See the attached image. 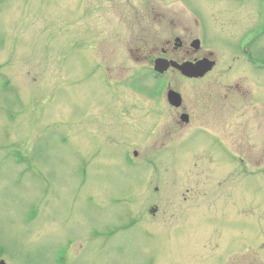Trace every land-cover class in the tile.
<instances>
[{
  "label": "rangeland",
  "instance_id": "374dc122",
  "mask_svg": "<svg viewBox=\"0 0 264 264\" xmlns=\"http://www.w3.org/2000/svg\"><path fill=\"white\" fill-rule=\"evenodd\" d=\"M261 14L230 0H0L6 263L264 264V39L248 47L263 69L234 50ZM143 15L160 45L189 32L218 59L203 81L168 77L184 127L179 110L157 117L161 78L118 66L120 18Z\"/></svg>",
  "mask_w": 264,
  "mask_h": 264
},
{
  "label": "flooded vegetation",
  "instance_id": "af4514ba",
  "mask_svg": "<svg viewBox=\"0 0 264 264\" xmlns=\"http://www.w3.org/2000/svg\"><path fill=\"white\" fill-rule=\"evenodd\" d=\"M230 1H242L247 2L248 5L252 7H256L257 9H261V15H257L255 19V27H252L250 31L243 33L239 39L238 43L241 47L244 38L247 34L250 36V42L245 47L243 55L248 56V63L254 67V69H263V66L258 63L255 59H250L251 54L248 53V47L250 45L255 46L258 44V42L262 39H264V0H230ZM150 5V3H149ZM151 6H154L151 4ZM156 6V5H155ZM257 12V11H256ZM139 17V16H138ZM135 18L132 19L129 17L128 19L120 18V27H124L127 34V40L128 42L125 44L127 47L125 49L126 53L128 54V58H126L124 61H122L118 66H132L130 68V71H136V72H146V71H152L154 69V66L156 64V61H164L166 63H175L178 65H181L183 63H191L195 64L200 60L208 59L210 61H215L218 64V59L216 62V58H214V55L212 52L208 50H204L203 44L200 42L199 46L194 47L193 41L197 39L190 38L189 32H187L186 38H179L175 37L173 39L168 40L164 45H160L161 42H158L157 39L159 36H156L158 32L160 31L159 26L156 24V16H147L143 15L142 18ZM160 17V16H158ZM168 18V17H164ZM243 38V39H242ZM242 40V41H241ZM241 41V42H240ZM237 43V44H238ZM160 45V46H159ZM234 50H237V53L239 55H242L240 53V48L236 47ZM229 51L232 53L234 52L233 49H229ZM236 55V52H234ZM109 56L112 54L111 51L108 52ZM238 56V55H237ZM264 64V61L262 62ZM215 68V67H214ZM210 73V72H209ZM208 73V74H209ZM206 74V76H208ZM176 76L180 77L181 79H184L185 81L189 82H200L203 81L206 76L202 79H188L183 77L178 70L173 68L172 66L168 68V70L163 73V77H169V76ZM161 76V75H160ZM170 90H174L171 88V82L169 81V84L164 89L163 93L157 97L154 96L156 99L154 102L155 106L158 108V114L159 118H162V113L166 111L167 113H173V111L179 110L176 114L178 118L177 126L178 127H184L186 124L189 125L192 121L191 115L186 109L184 108L183 98L181 105L179 107H175L171 104H169L167 99V93ZM178 92L177 90H175ZM174 91V92H175ZM238 91V90H237ZM200 95L196 94L193 96L191 101H189L188 107L192 111L194 108H198L203 110L206 103H202L201 101L207 102L205 100V97H202V93L199 92ZM227 97V96H226ZM128 113V111H127ZM206 113L203 112V116ZM186 116V122H183L181 117ZM215 120V118L212 115L206 116V121ZM158 126H156L153 131L156 130ZM191 220H193L192 216L189 217V222L180 228L177 229H186L187 227H190ZM176 229V230H177ZM187 231V230H186ZM7 249V246L5 247ZM6 249H0V264H7L5 260ZM5 252V253H4Z\"/></svg>",
  "mask_w": 264,
  "mask_h": 264
},
{
  "label": "water",
  "instance_id": "95a60500",
  "mask_svg": "<svg viewBox=\"0 0 264 264\" xmlns=\"http://www.w3.org/2000/svg\"><path fill=\"white\" fill-rule=\"evenodd\" d=\"M213 64L212 63H207V62H201L200 64L194 66V67H191V66H185V67H182L180 68V70L182 71V73L185 75V76H188V77H197V76H202L204 74V72L206 71H209L211 69V66ZM157 70L162 72L165 70V68L163 67H157ZM175 94L171 93L170 94V97H174Z\"/></svg>",
  "mask_w": 264,
  "mask_h": 264
}]
</instances>
